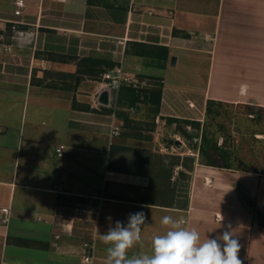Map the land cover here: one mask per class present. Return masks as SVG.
I'll use <instances>...</instances> for the list:
<instances>
[{"label": "crops", "instance_id": "obj_1", "mask_svg": "<svg viewBox=\"0 0 264 264\" xmlns=\"http://www.w3.org/2000/svg\"><path fill=\"white\" fill-rule=\"evenodd\" d=\"M15 1L0 0V264H91L84 243L96 231L92 264H105L102 233L140 211L142 241L129 256L151 252L167 215L202 238L230 224L242 264H264V157L251 171L202 164L194 153L188 170L189 153L171 151L161 134L123 126L120 87L130 83L104 78L119 69L142 87L161 78L163 123L200 121L209 99L264 108V0H25L21 17ZM140 44L168 58L143 56ZM87 57L116 64L92 71ZM170 71L182 82L168 83ZM171 155L182 159L169 174Z\"/></svg>", "mask_w": 264, "mask_h": 264}, {"label": "clouds", "instance_id": "obj_2", "mask_svg": "<svg viewBox=\"0 0 264 264\" xmlns=\"http://www.w3.org/2000/svg\"><path fill=\"white\" fill-rule=\"evenodd\" d=\"M187 223L184 218L164 216L161 224L166 231L152 237L151 252L129 256V250L141 243L146 224L143 211L129 214L126 225L116 221L102 235L107 246L105 264H242L238 258L241 245L230 224L214 238H202L200 231Z\"/></svg>", "mask_w": 264, "mask_h": 264}, {"label": "trees", "instance_id": "obj_3", "mask_svg": "<svg viewBox=\"0 0 264 264\" xmlns=\"http://www.w3.org/2000/svg\"><path fill=\"white\" fill-rule=\"evenodd\" d=\"M141 49L139 50V54L143 56H147L150 58H160L167 59L168 52L165 48L164 52L157 49L156 46L148 45V44H140ZM81 62H89L88 67L92 71H94L95 66L104 65V69H100L99 72L103 73L106 70H109L115 66V62L109 61L107 59L101 58H93L87 57L81 59ZM96 71V70H95ZM98 71L96 72V74ZM155 79V83L152 87H142L140 85L133 84H123L120 87L119 94V106L123 109L117 110V115L121 117L124 121L123 126L125 128H131L134 130H140L142 127L138 124L139 121H136L132 116L131 112H143L148 118V122L146 123L149 130H155V119L160 114L161 109V101H162V92L163 86L161 83V78L153 76ZM224 102L209 99L207 101V115L208 116H218L220 114V106H222ZM249 105V108H251ZM128 108L129 110H125ZM263 108V107H261ZM250 113H253V109H250ZM259 115V114H258ZM262 116V115H261ZM166 122L168 124H177L178 132L191 140V149H196L199 152V161L202 164L221 167V168H230V169H239V170H251L247 168H236L232 165V160L235 157L234 151L231 148L226 147V145L218 144L217 139L214 140L213 137L210 136L206 128H201V122L198 120L191 119H182L178 117L172 116H164ZM191 128V129H190ZM264 133V132H263ZM135 135H139L135 133ZM200 139V141H199ZM168 146L171 144L167 143ZM218 158L221 159V162L218 161ZM157 159V160H156ZM155 161H160V157L156 158ZM180 155H171L168 157V160H164V162L168 161L170 164L169 174H171L174 165L181 164ZM194 157H185L183 159V165L188 170H192L195 162ZM260 170V169H258ZM181 174L188 178V173L186 171H181Z\"/></svg>", "mask_w": 264, "mask_h": 264}, {"label": "rangeland", "instance_id": "obj_4", "mask_svg": "<svg viewBox=\"0 0 264 264\" xmlns=\"http://www.w3.org/2000/svg\"><path fill=\"white\" fill-rule=\"evenodd\" d=\"M171 69V71H176L173 70L175 68ZM171 71L166 74L167 82H182V79H177L175 72ZM249 105L252 104L224 103L220 106L218 116H208L206 105L204 110H198L196 117L202 118L200 120L201 128H206L210 136L214 140L217 139L219 145L224 144L234 151L235 157L232 160L234 167L258 170L262 166L264 157V108L255 105L249 108ZM250 109H253L252 114ZM143 122L145 126L144 124L140 126L147 127L148 120ZM155 124L156 133L161 134L160 139H163L164 144H171V146L166 145L172 149L171 151L175 153L186 151L189 153V157H193L194 153L199 154L198 150L189 149L191 140L178 132L177 124L163 123L157 117ZM174 132L179 133V136L176 137ZM175 139H180L183 145L177 147L172 142ZM184 155L183 157H188L186 154ZM218 161L221 162V159L218 158Z\"/></svg>", "mask_w": 264, "mask_h": 264}, {"label": "built area", "instance_id": "obj_5", "mask_svg": "<svg viewBox=\"0 0 264 264\" xmlns=\"http://www.w3.org/2000/svg\"><path fill=\"white\" fill-rule=\"evenodd\" d=\"M26 7V1L25 0H16L15 1V11H14V14L16 16H23V9ZM3 19L0 18V23ZM12 22H17L16 20H12ZM119 43H122V41L119 40ZM11 48L10 47H7L6 50H10ZM32 64V63H31ZM41 65V68L42 69H45L46 66H45V62L42 61L40 63ZM104 78L105 79H108V80H113V81H116L117 85L120 86L123 82H128L130 84H133L135 86L137 85H140V81L136 78V77H133L131 75H129L128 73L124 72L123 70L119 69L117 70V73L116 75L112 74L111 72H108V73H105L104 74ZM188 105L191 107V108H194L195 107V104L194 103H191L190 101H188ZM202 119V118H201ZM112 134H120V128L118 126H115L113 127V131H112ZM64 151H65V145H60L58 148H57V153L59 156H63L64 154ZM109 174H111L112 172L109 171L108 172ZM2 212L5 214L4 217L1 219L3 223H8L9 222V208H3L2 209ZM105 234V233H102V235ZM99 236V232L96 231L92 237L91 240L89 241H86L84 243V247H85V251H84V260L88 263H93L94 261V258H95V243H96V239L97 237Z\"/></svg>", "mask_w": 264, "mask_h": 264}, {"label": "water", "instance_id": "obj_6", "mask_svg": "<svg viewBox=\"0 0 264 264\" xmlns=\"http://www.w3.org/2000/svg\"><path fill=\"white\" fill-rule=\"evenodd\" d=\"M171 65L172 66H176L177 65V56H172L171 58ZM101 102L104 104H108L109 103V98H108V91H104L101 95ZM172 142H174V144L177 147H181L183 145V142L180 139H175Z\"/></svg>", "mask_w": 264, "mask_h": 264}]
</instances>
